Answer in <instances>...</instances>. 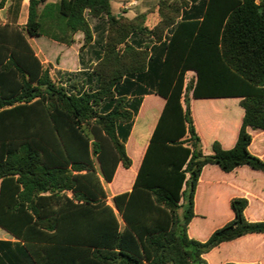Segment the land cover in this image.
Segmentation results:
<instances>
[{"label":"trees","instance_id":"obj_1","mask_svg":"<svg viewBox=\"0 0 264 264\" xmlns=\"http://www.w3.org/2000/svg\"><path fill=\"white\" fill-rule=\"evenodd\" d=\"M48 1L29 0L23 26L0 24V227L25 255L12 250L9 264H211L224 244L264 238L262 210L250 219L258 205L242 189L221 227L203 241L194 230L198 188L223 184L206 168L229 186H249L232 184L240 168L264 175L253 148L264 132V0H159L154 27L110 0ZM89 18L107 19L103 51L69 86L29 39L72 46L82 33V52L95 40ZM152 93L142 116L154 105L159 117L140 147L129 138ZM219 99H236L243 116L234 146L218 139L208 152L197 116L218 125L237 108L194 104Z\"/></svg>","mask_w":264,"mask_h":264},{"label":"crops","instance_id":"obj_2","mask_svg":"<svg viewBox=\"0 0 264 264\" xmlns=\"http://www.w3.org/2000/svg\"><path fill=\"white\" fill-rule=\"evenodd\" d=\"M60 0H49L48 2H58ZM260 2L261 0H257ZM133 2H136L133 0ZM125 7V6H122ZM28 10H29V0H9L4 8L0 9V24H15L19 26H23L27 23L28 20ZM126 11L123 13H119L117 15H125ZM126 16V15H125ZM137 16V15H136ZM127 17V16H126ZM130 18V17H129ZM102 19V18H101ZM90 22V18H89ZM91 26V22H90ZM108 27V26H107ZM92 30L93 27L91 26ZM94 38H95V32ZM39 38H46L48 41H36L38 38H30L29 42L32 45L33 49L35 50L37 56L41 59L43 63H51L54 65V72L58 76H65L70 78L71 73L80 72L83 69H89L86 67V59H84L85 54L83 53L88 52V46L85 50L80 52V48L83 45V34L78 33L75 35L76 42L72 46H67L65 44H59L53 40L48 39L47 37H39ZM95 41V40H94ZM49 42H55L62 46L63 51L60 53L52 52L51 47L52 44ZM75 50V52H73ZM96 63L90 61L89 64ZM74 80V79H73ZM153 96V93L150 95H145L143 97V103L140 109L139 114L135 117L134 125L132 128L136 131L138 129L139 135L136 134L134 136L131 132L130 138H134L140 147H147L149 144L152 130L154 129L158 117H159V110L153 105L151 106L142 116L145 106V99ZM195 100H192V106ZM221 115L230 114V116L220 117L218 126L223 131L224 138L228 141L227 145H224L225 148H231L237 141L238 132L240 128L241 119L243 113L239 114L237 109L233 108H225L223 111L219 112ZM234 114V116H233ZM148 115H151L149 122L146 124L144 120L147 118ZM143 122V123H142ZM200 130V129H199ZM263 136V147L261 149H255L254 153L259 155L264 159V132L261 133ZM144 139V140H143ZM206 172L215 173L221 175L217 169L213 167L206 168ZM205 174V173H204ZM233 181L232 184L240 185L249 183L250 187L248 192H246V196L250 200V207L253 204L258 205V212L252 214L251 220H261L260 212L262 210V204H264V189L261 187V182H264V175L258 172L251 171L247 168H240L236 172L232 174ZM105 187L108 191L109 197L112 198L114 193L110 194L108 185L105 184ZM249 207V208H250ZM249 208L247 212L249 211ZM1 228V227H0ZM5 232L3 235L0 236V242H6V244H0V264H9L7 259V254L10 253L12 250L16 251L23 259L25 258L23 251L20 250L23 243L16 239L12 234L7 232L5 229L1 228ZM256 241H264V238L258 236H248L237 241L224 244L226 246L228 254L224 253V257H216L215 259L211 260V264H224L227 261H233L239 264H263L261 260L264 259V253L261 255L256 254V249L254 247ZM19 243V244H18ZM22 252V253H21ZM29 262V260L27 261Z\"/></svg>","mask_w":264,"mask_h":264},{"label":"rangeland","instance_id":"obj_3","mask_svg":"<svg viewBox=\"0 0 264 264\" xmlns=\"http://www.w3.org/2000/svg\"><path fill=\"white\" fill-rule=\"evenodd\" d=\"M111 5H112V11L115 14L123 13L126 11L125 15L127 17L133 18L136 15L142 14V13H147V22L146 24L149 27H154L160 20L159 17V0H135L136 2H133V0H110ZM194 1H192L193 3ZM125 6V7H122ZM91 26L93 27V31L95 32V41L94 43L88 48V52H83L85 54L84 59H86V67H90L94 63L92 62H97V56L100 52L103 51V45L105 42V36L107 32V19L102 18V19H95V18H90ZM36 41L42 42V41H48L46 38H38ZM147 42L153 43V39H147ZM52 44L51 50L52 52H57L60 53L63 51L61 45L55 43V42H49ZM75 52V50H73ZM56 75V74H55ZM192 75L189 74V77ZM58 79H62V81L69 86L74 83H78L79 85H82L83 81L85 80L84 76H72L71 78H67L65 76H57ZM74 79V80H73ZM86 83V82H85ZM236 99H219V100H209L207 102L205 101H196L194 104V109L197 111L201 107L210 105L218 108H223L225 106H232L234 107L235 104L234 102ZM237 104V103H236ZM236 107V106H235ZM238 112L241 113L243 112V109L241 107H236ZM151 115H148L147 118L144 120V123L146 124L149 122ZM196 120V118H195ZM135 121V118H134ZM218 117L214 116L211 119V125H207V122L197 116V127L200 128V135L202 139V144H203V149L205 151L211 152L212 151V143L215 140H221L223 145H227L228 141L224 138V133L220 129V127L217 125ZM143 123V122H142ZM134 125V123H133ZM132 132V131H131ZM132 134L134 136L139 135L138 129L136 131L133 130ZM144 140V139H143ZM263 146L262 144V137L258 134L256 136L255 142L253 144V148H261ZM128 153L130 157L137 161L138 160V155L136 152H133L132 150L129 151ZM257 156V155H256ZM216 176V175H215ZM215 182H223L222 185H202L201 187L198 188L197 193H196V213L199 215L195 219V224H194V230H197V236L199 240L203 241L204 237L206 236L207 232L211 231L212 229H216L222 226L223 222H225L229 215H230V209L227 204L228 198L236 197L239 196V193L237 190L242 191H247L248 192V184L240 187L238 186H229L224 183H230V176L225 177V176H219L217 175L215 177ZM261 187L264 189V182H261ZM242 186V187H241ZM221 198V206H217V200ZM255 207V205H254ZM254 210V209H253ZM262 217H264V205L262 209ZM201 230V231H198ZM5 231L0 228V236L3 235ZM250 244H255L250 243ZM254 245L256 249V254L260 255L261 253H264V246L259 245ZM216 253V251H213V255ZM264 263V260H262Z\"/></svg>","mask_w":264,"mask_h":264}]
</instances>
